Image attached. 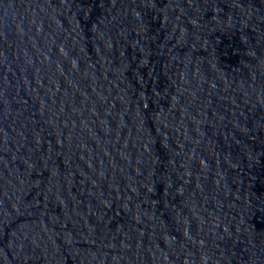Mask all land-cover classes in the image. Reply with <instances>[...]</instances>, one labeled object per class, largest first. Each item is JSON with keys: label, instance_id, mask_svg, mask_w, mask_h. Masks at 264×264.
Listing matches in <instances>:
<instances>
[{"label": "water", "instance_id": "water-1", "mask_svg": "<svg viewBox=\"0 0 264 264\" xmlns=\"http://www.w3.org/2000/svg\"><path fill=\"white\" fill-rule=\"evenodd\" d=\"M0 264H264V0H0Z\"/></svg>", "mask_w": 264, "mask_h": 264}]
</instances>
